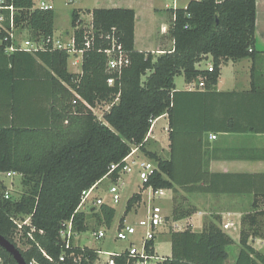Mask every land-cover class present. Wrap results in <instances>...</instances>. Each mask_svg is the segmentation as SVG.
Wrapping results in <instances>:
<instances>
[{
  "label": "trees",
  "instance_id": "16d2710c",
  "mask_svg": "<svg viewBox=\"0 0 264 264\" xmlns=\"http://www.w3.org/2000/svg\"><path fill=\"white\" fill-rule=\"evenodd\" d=\"M0 6H13L15 28L27 29L29 39L44 43V48L35 54L24 50L12 52L7 57V64L12 65L8 73L15 77L17 57L25 54L31 57L29 62H39L46 68L53 86L47 124L38 121L34 126L22 125L14 119L7 123L0 121V173L20 172L26 186L19 199L5 198L4 193H0V234L20 249L28 264L34 259L42 264H57L63 251L60 229L64 221L73 218L78 233L88 230L87 214L79 207L83 191L103 179L113 164L118 165L111 174L112 180L116 181L125 163L124 158L133 145H140L157 165L145 186L172 189L175 193L178 188L189 192L198 188L195 184H186L179 177L173 157L164 158L146 147L148 139H145L156 119L167 115L170 128L174 126L182 95H240L246 104L242 102L251 108V114L264 118V83L257 82L259 72L255 65V57L259 54L255 49L256 0H190L185 7H169V33L173 47L159 54L135 48L134 9L85 10L92 14L96 33L116 29L130 56V64L114 86L108 84L111 73L107 69L106 54L99 50L100 46L106 47L108 41L96 36L93 46L84 48L85 30L79 27L83 10L74 8L72 11L75 48L84 49L82 72L73 73L69 70V49L54 48L52 42H48L55 36L54 8L36 7L34 0H0ZM0 11L6 15L4 27H0V51L4 52L17 42L10 38L8 32L10 10ZM209 55L213 70L198 68L197 64ZM248 57L254 61L249 91L224 93L212 90L220 77L222 64L229 59ZM181 74L188 81L204 78L205 90L177 91L175 78ZM17 92V85H14L0 93V100H5L3 105L13 117ZM118 93L119 98L114 102ZM8 94L12 95L13 103L6 102ZM99 102H114L103 119H99L88 106H96ZM36 114L40 119V112ZM259 121L264 123V120ZM229 124L228 129H241L235 126L234 117L229 118ZM246 129L264 131L255 124L248 125ZM173 132L174 128L171 139ZM0 187L4 188L1 181ZM255 195L253 207L258 209L242 217L241 249L235 264H264V252L250 244L252 238H264V191ZM141 200V193H134L128 200L125 213L128 214ZM184 201L185 198L176 199L171 215L173 220L187 218L195 212ZM94 213L99 223L111 226L116 209L103 204L99 213ZM28 215L35 230L32 239L28 236L31 226L24 225L20 239L28 247L23 249L16 241L18 227L13 217L24 219ZM170 233L172 252L170 256H164L161 264H226L229 248L235 243L215 221L206 222L199 232L187 225L183 230H171ZM76 246L68 252L83 254L84 259L89 257L81 264L95 261L98 255L95 249ZM43 251L54 261H49ZM0 264H17L1 246ZM65 264L76 263L68 258ZM116 264H126V257H118Z\"/></svg>",
  "mask_w": 264,
  "mask_h": 264
},
{
  "label": "crops",
  "instance_id": "0c3cea01",
  "mask_svg": "<svg viewBox=\"0 0 264 264\" xmlns=\"http://www.w3.org/2000/svg\"><path fill=\"white\" fill-rule=\"evenodd\" d=\"M148 1L87 0L90 5L85 6L81 5L84 4L83 0H72V3L79 4L75 5L76 9L83 10L80 16L81 20L84 19L83 13L86 12L85 10H93L95 8L134 9L136 12L135 48L140 51H151L159 54L165 49L162 48V46L164 47L163 42L162 44L158 43L156 34L158 31L162 35L167 33L168 27L171 24V17H167L157 24V26H160L159 30L153 28L150 35L151 41L149 47H145L144 49L137 46L138 22L139 20L141 22L142 16L140 15V11L142 8L148 6L146 8L152 14L153 11L154 13H160L158 11L162 9L161 7L159 8L153 5L152 0ZM189 1L176 0V3H166L164 8L185 7ZM47 5L54 8L52 4ZM168 18L170 21H168ZM145 29L141 26L142 33L145 32ZM73 33L67 31L65 35L61 34L60 36L67 38L68 34ZM171 45L173 47V40ZM255 49L259 51V54L255 57V65L259 72L257 82L264 83V0H256ZM11 54L9 51H0V93L5 88L9 90L12 86L17 85L18 92L15 98L16 114L15 117L11 114L9 115L6 106L3 105L5 104V100H0V116H4L0 121L7 123L14 119L17 124L33 126L38 121L47 124L53 100V86L50 74L41 63L29 62L28 59H31V57L23 54L17 57L15 64L16 74L14 73L15 77L12 78L11 75L13 74L8 73V69L12 65L7 64V57ZM82 57V54H72V59L69 60V70L71 72H82ZM211 61L212 57L209 55L197 67L200 69H208V64ZM253 64L254 61L249 57L239 60L229 59L225 64H222L220 77L212 90L224 93L249 91L252 87L251 69ZM192 81H197V79ZM187 82L189 83L190 81L187 80ZM175 86L177 91L205 90L204 87L192 88L189 84L185 85V87H178L176 82ZM3 94L5 95V93ZM8 96L9 99L6 102L13 103L12 95L8 94ZM181 99L179 113L172 127L174 128L173 138H170L172 128L169 126V118L167 115H163L153 122L151 130L147 135L148 140L146 143L147 150L157 151L164 158L173 157L176 169L179 170V177L186 184H195L198 186V188L191 192L185 191L182 188H178V192L176 193L172 189L167 192L164 199L168 202L174 205L176 199L185 198V204L195 209V212L191 216L180 220H173L171 218L172 212L170 216L167 214L172 221L171 226L174 227L173 230H183L187 225H191L193 230L199 232L203 229V218L206 215L216 214L220 218L218 224L221 229L229 234L235 243H239L242 217L258 209L253 207L255 194L264 191V176H262L264 174V131H253L246 129V127L255 124L264 128V123L259 121L264 120V118L251 114V108L245 105L246 102L242 100L240 95L221 93L206 95L185 94L181 96ZM36 112H40V119ZM230 117H234L236 120L235 126L241 129H238V131L228 129ZM163 119L165 121L164 124L157 130L158 122ZM161 127L165 128L167 144L163 146L158 144L159 146L156 145L157 147L153 146L150 149L148 144L151 137L158 138L160 135H163L160 134ZM212 134H217V138H211ZM140 153L142 156L149 158L143 150H140ZM107 179L113 182L111 176ZM139 186L140 190L138 193H141L142 185ZM139 203L133 208L142 205L144 212L146 210L145 205L147 204L145 194L142 195V200ZM126 215L124 213L118 227L126 223ZM194 216H198V218H194ZM199 218H202L201 226L198 225ZM184 220H187V223L183 228L181 222ZM262 223L264 228V217H262ZM196 225L199 227H196ZM167 229L171 231V228L169 229V222L160 229L159 234L166 232ZM250 244L256 250L264 252V238H252ZM80 247L84 248L88 246ZM236 258L234 259V264Z\"/></svg>",
  "mask_w": 264,
  "mask_h": 264
},
{
  "label": "built area",
  "instance_id": "2783aa9c",
  "mask_svg": "<svg viewBox=\"0 0 264 264\" xmlns=\"http://www.w3.org/2000/svg\"><path fill=\"white\" fill-rule=\"evenodd\" d=\"M173 3H176V0H171ZM41 8H52L51 6L42 2V5L38 6ZM1 9H9L10 10V30L9 36L12 40L17 42V45L13 44L6 48V51L14 52L16 50H24L31 54H35L38 50L44 48V43L42 41H33L31 39L22 40V42H18L15 39L14 30V7L8 6L3 7L0 6ZM6 20L5 13L0 11V27H4L3 23ZM81 26V25H80ZM79 26V27H80ZM85 30L84 36V48H90L94 44V38L97 36L100 39H104L108 41V45L106 47L100 46L99 50L104 52L107 57V69L111 73V76L108 78V84L110 86H114L118 83L121 79L122 73L125 68L130 64V56L127 50L124 48L122 42L117 35L116 29H112L110 32H98L96 33L94 26H84L80 27ZM52 42L54 48L58 49H69L70 54H82L84 53V49L77 50L75 48V38L74 33L68 34L67 39L63 37H53L49 38L48 42ZM69 41V43H68ZM199 64V63H198ZM197 64V65H198ZM213 63L212 61L209 63V70H213ZM189 86L192 88H199L205 86L204 78H200L199 81H190ZM120 93L117 94V97L114 102H116L119 98ZM113 102V103H114ZM113 103H106L107 107L104 109L103 115L106 111H108ZM92 111L96 114L95 107L88 105ZM211 138L216 139L217 134H212ZM148 139L146 137L145 141ZM140 145H133L131 148L130 153L124 158V165L122 166L121 171L119 172V177L116 181L112 182V186L109 189V192L112 194V200L118 201L121 199V192L120 189L123 186L125 180L124 177L133 172L134 170L138 173L139 179L141 181V195L145 194L147 197V204L145 205V215L139 219L137 224H124L121 227L117 228V236L116 239L121 241H128L129 246L124 250L119 251H102L96 249L97 258L91 264H116L117 258L125 256L126 257V264H161L164 260V255H161L157 252L155 248V244H152V241L155 242L157 239L160 229L169 222V217L165 211V209L157 204L158 200H163L167 192L170 189L167 188H155L152 185L145 186L146 182L149 180L153 171L157 168L156 162L151 160L150 158L142 156L140 153ZM117 164H113L110 167V170L103 179L97 182L88 190L83 191L80 208L87 206L90 202V199H93V192L101 185V183L111 176L112 172L116 170ZM6 177L13 178L17 175L23 176L22 173L17 171H7L4 172ZM147 191V194L145 193ZM5 198H12L10 192L6 190L4 192ZM20 198V197H19ZM15 198V199H19ZM106 204L105 199L103 197H94L93 199V207L94 206H101ZM140 204V203H139ZM15 223L17 224V235L20 237L23 235L24 225L31 226V216H24L22 219L21 216L13 217ZM35 230L33 226H31L30 232H28V236L33 239L32 232ZM43 233V230H41ZM77 232L74 228V221L73 218L70 220H66L62 223V227L60 229V239L61 245L63 248L62 253L59 256L57 264H65L68 258H72L76 264H81L84 260L88 261L89 257L86 256L85 259L83 254H75L74 252H68L74 244L75 236ZM94 235L97 238L105 237L104 230H98L94 232ZM84 249V248H83ZM45 257L53 262L54 258L43 251ZM101 254L106 255L105 258L101 256ZM29 264H42L37 260H32Z\"/></svg>",
  "mask_w": 264,
  "mask_h": 264
},
{
  "label": "rangeland",
  "instance_id": "374dc122",
  "mask_svg": "<svg viewBox=\"0 0 264 264\" xmlns=\"http://www.w3.org/2000/svg\"><path fill=\"white\" fill-rule=\"evenodd\" d=\"M84 4H81L83 6L90 5L87 0H83ZM148 1V0H147ZM35 6L38 7L42 5V2L45 4H52L54 6L56 17H55V37H59L61 34L65 35L66 32H74V28L72 26V11L75 7V5H79L76 3H72V0H34ZM149 3V1H148ZM147 3V5H148ZM153 5H156L157 7H161L162 9L158 12L160 13H150L149 9L146 8L148 6H145L140 11V15L142 16L141 22L139 20L138 22V43L137 46L139 48L149 47V43L151 41V32L153 28H156V30L160 29V26L157 24L160 23V21L165 20L167 17L170 18V13L167 11L166 8H164L166 3L172 4L173 2L171 0H152ZM183 5V4H181ZM90 7V6H87ZM84 8V7H83ZM83 20L80 24V27L84 26H90L92 24V15L88 12L83 13ZM144 18V19H143ZM168 18V21L170 19ZM143 20V23H142ZM169 25V24H167ZM141 26L145 29V32L142 33ZM170 27V26H169ZM169 27L166 34L162 35L160 31L157 32L156 37L159 44H162L163 49L168 50L172 47V38L169 33ZM144 30V29H143ZM15 33V39L18 42H22V40L29 39V34L27 29L22 28H16L14 30ZM67 39V38H64ZM69 43V41H68ZM171 43L170 45H168ZM158 54V53H157ZM69 60L72 59V53L70 54ZM71 62V61H70ZM213 63V62H212ZM209 65V64H208ZM198 81V80H197ZM175 82L177 83L178 87H185V85L188 84L187 80L185 79V76L183 74L176 76ZM109 104V103H108ZM107 104V105H108ZM106 102H99L97 103L95 107L96 115L99 119H103V112L104 109L107 107ZM164 119L160 120L157 124V130L159 127L164 124ZM160 137H151V140L148 144V147L152 149L153 146L157 147L160 145L167 144V134L164 131L165 128L161 127ZM157 145V146H156ZM163 149V148H162ZM157 152V151H156ZM23 176L17 175L13 178H8L5 176V174L0 173V181L2 185H4V188L0 187V193H4L6 190H8L12 196V198H19L21 195L26 191V186L23 183ZM124 184L120 189L121 192V199L118 201L112 200V194L109 192L110 187L112 186V182L110 179H106L102 182L101 185L93 192L94 197H103L105 199L106 204L113 206L116 209V214L114 217V220L111 224V226H108L107 224H101L98 222V218L96 215H94V212L99 213V206L93 205V199H90V203L87 206H84L82 209L85 210L87 214V225L88 230L85 232L78 233L75 237L74 244L79 246H88L91 248L99 249L102 251H119L124 250L129 246L128 241H121L116 239L117 236V227L120 223L121 218L123 217L127 203L129 198L135 193L140 190L141 181L139 179L138 173L134 170L133 172L127 174L124 177ZM147 194V191L145 192ZM169 194V193H168ZM158 205H161L167 214L169 216L171 215L172 209L174 205L167 200H158ZM136 206V205H135ZM145 212V210H144ZM143 212L142 205L137 206V208H133L127 215H126V224H137L139 219L142 218L145 214ZM194 218H198V216H194ZM169 219V218H168ZM220 219L216 216V214L206 215L203 218V226L206 222L215 221L216 223ZM169 229L173 230L174 227L171 226V219H169ZM197 221V220H196ZM187 223V220H184L181 222V226L183 228L185 227ZM199 226L202 225V218H199ZM196 225V227H199ZM98 230H104L105 237L103 238H97L94 235V232H97ZM170 231L168 229L166 232H163L158 235L157 239L155 240V248L157 252L164 256H170L172 252V244H171V235ZM16 241L20 248L26 249L28 247V244L25 243L24 240L20 239L19 235H16ZM241 249L240 243H235L230 246L229 248V258L226 262V264H234V259L236 258V255L238 251ZM103 258L106 257V255L101 254Z\"/></svg>",
  "mask_w": 264,
  "mask_h": 264
},
{
  "label": "water",
  "instance_id": "95a60500",
  "mask_svg": "<svg viewBox=\"0 0 264 264\" xmlns=\"http://www.w3.org/2000/svg\"><path fill=\"white\" fill-rule=\"evenodd\" d=\"M0 246L10 253L17 264H28L20 249L7 238L0 234Z\"/></svg>",
  "mask_w": 264,
  "mask_h": 264
},
{
  "label": "bare ground",
  "instance_id": "6f19581e",
  "mask_svg": "<svg viewBox=\"0 0 264 264\" xmlns=\"http://www.w3.org/2000/svg\"><path fill=\"white\" fill-rule=\"evenodd\" d=\"M77 247V246H76ZM79 248V247H78Z\"/></svg>",
  "mask_w": 264,
  "mask_h": 264
}]
</instances>
